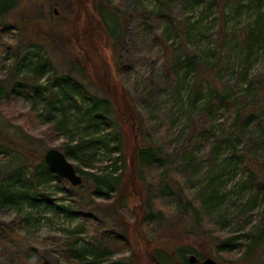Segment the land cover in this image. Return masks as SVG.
I'll list each match as a JSON object with an SVG mask.
<instances>
[{
  "label": "rangeland",
  "instance_id": "obj_1",
  "mask_svg": "<svg viewBox=\"0 0 264 264\" xmlns=\"http://www.w3.org/2000/svg\"><path fill=\"white\" fill-rule=\"evenodd\" d=\"M47 1L53 4L47 9L54 14L51 20L59 27L58 33L48 34L47 46L29 41L30 38L37 42L44 39L41 36L35 38L37 35L32 28L14 27L0 35L3 91L12 93L15 83L30 74L31 67L27 68V64L33 51L48 59L59 76L77 79L78 72L71 70L72 60H75V55L79 56L73 46L75 42L88 61L90 54L95 57V63L87 67L94 80L90 84L94 88L99 87V99L106 96L115 98L123 108L121 120L112 110L108 114L116 124L115 130L104 123L98 129L90 126L88 118L82 115L84 112L74 106L72 99L64 96V90L68 88L57 84L51 87L52 76L47 66L40 81L42 90L36 98V111L32 110L31 98L18 97L13 93L11 95L16 98L0 106V129L4 126L5 132L10 130L15 135L17 127H22L25 133L21 134L26 135L25 138L35 142L42 140L37 147L43 152L51 148L59 149L67 139L73 143L95 140V144L84 149L83 160L69 159L83 181H88L89 190L99 183L95 177L102 176L106 172L105 167L122 156L116 149L115 140L120 131L122 134V129L131 159L135 158L138 145L153 142L164 143L165 150L176 157L179 166L187 156L199 159L197 168L191 167L183 174L186 191L182 196L190 195L197 205H203L207 223L198 226V229L190 219L184 223L183 230L187 233L180 232L178 235L181 228L178 224L173 227L175 216L171 207L166 208L157 202L156 210L168 211L164 216L171 225L168 231L162 228V224L158 228L152 225L146 230L148 234L145 233L140 219L147 186L138 177L136 164L130 166L125 175L116 207L113 205L114 192L109 197H91L84 186H78V190L100 213L104 209L110 208L111 212V208H119L118 215L128 223V234L137 251H144L148 240H152L155 246L169 251L182 247L177 253V262L194 255L200 262L208 257L217 264H264V238L254 253H247L255 238L264 234V195L254 200L253 189L242 184L248 175L252 172L258 175L264 166V114H258L261 124L251 126L241 141H234V144L229 138L227 119V114L232 115V111L226 115L223 110L213 113L212 122L201 137L196 140L192 136L193 120L200 119L202 110L214 95L235 98L249 91L260 96V106L264 108V41L247 45L245 40L246 33L264 27V0H101L97 7L91 0H75L76 7L70 12L78 23L76 31L65 24L70 13L66 12L73 7L71 0H20L19 6L27 10ZM20 13V10L11 9L7 22L12 24L21 17ZM98 14L100 20L97 19ZM51 23L46 20L43 27H50ZM92 24L96 28L90 37L84 38L82 47L79 36ZM7 45H21L22 49L28 50V58L20 63L25 55L15 57L13 51L5 47ZM193 56H196V67L187 75V69L183 67L177 80L169 76L174 60L184 61ZM78 59L81 65L86 66L84 60ZM122 62L128 66L120 72ZM13 72L18 75H13ZM83 80L87 82L85 77ZM51 93L57 101H66L70 115L68 126L57 138L48 137L49 127L43 117L46 97ZM128 102L135 103L137 119L134 124L125 112ZM243 102L247 103V100L243 99ZM59 116V111H54L55 119ZM0 133L4 135V131ZM3 138L8 139L7 136ZM216 145L219 146V154L205 157ZM186 149H190L191 153L186 154ZM232 150L235 153L233 157L230 154ZM241 156L246 159L244 164L239 160ZM32 173L33 168L25 163L23 155L0 147V181L13 185L17 190L30 191L19 201L8 202L0 208V225L12 224L26 243L43 251L56 250L75 238L78 239L75 247L88 246L93 224L90 219L78 214L79 205L82 202L86 204V200L68 190H58L56 180L43 191L50 195L49 198L38 195L33 199L34 188L29 181ZM170 180L175 182L172 178ZM174 184L180 194V185ZM100 185L108 188L105 183ZM210 195L212 198L208 200ZM228 238H234L235 246L228 251H219L218 245ZM130 254L127 249L119 252L116 258L129 257ZM0 256L6 261L10 257L2 247ZM158 258L162 261V254ZM138 259L139 264H155L150 253ZM83 264H88V261Z\"/></svg>",
  "mask_w": 264,
  "mask_h": 264
},
{
  "label": "trees",
  "instance_id": "obj_2",
  "mask_svg": "<svg viewBox=\"0 0 264 264\" xmlns=\"http://www.w3.org/2000/svg\"><path fill=\"white\" fill-rule=\"evenodd\" d=\"M95 1L96 0H91L94 7H97V4L102 3L101 0H98L97 2ZM19 2L20 0L0 1V35L11 31L14 27L32 28L37 35L35 38L41 36L44 39L41 42H37L36 39L33 40L30 38L29 41H32L33 44H42L47 46L46 41L49 37L48 34L54 35L59 32V27L51 20L54 18V14L51 11L48 12L47 10L53 5L52 2L47 1L44 4H37L36 6H31V8L27 10H24V8L22 9L21 6H19ZM71 3L73 7L68 9L66 13L70 11L72 12V10L76 7L75 0H71ZM85 4L89 9L87 2H85ZM11 9L21 11V17L16 18V20L12 23L13 25L10 22H7L6 19L7 16H9V11ZM71 12L67 17L65 24L67 27L72 28V31H76L78 23L76 18H74L75 15ZM99 17L100 16L98 14V20H100ZM46 20H49L50 23L52 21V23L49 25L50 27L44 28L43 26L46 25ZM95 28L96 26L92 24L90 29H86L85 31L83 30L84 34L79 36L80 46L84 47V38H86V36L90 37L91 32ZM104 28L108 34L109 32L107 28ZM245 38L247 45L264 41V27H258L257 31H250L249 33H246ZM73 46L75 47L76 52L79 53V56L75 55V60H72L71 65V70L75 73L78 72L76 75L77 79L68 76H59L56 68H54L48 59H45L40 53L33 51L31 53L30 63L27 64V68L31 67V72L22 78L21 81L15 83V86L11 91L12 93L3 91L2 81L0 80V106H4L6 101H13L16 96H23L24 98L32 99V110L36 111V98L42 90L40 81L42 80L48 66L51 71L50 76H52L51 87L54 84H57L63 88H68V90H64L66 93L64 96L66 99H72L74 101V106L77 107L79 111L84 112L82 115L88 118L90 126L98 129L101 124L104 123L112 130H115L116 124L112 121V118L108 113H112L113 110V112L117 113L118 120H121L120 114L123 113V108L117 104L115 98L106 96L103 99H99L97 97V92L100 91V89H98L99 87L94 88L91 86L94 80L91 73L87 70L90 63H95V57L90 54L91 59L88 61L86 55L75 42ZM5 47L11 49L14 56L17 58H20L21 55H25L20 63H23L28 58L26 55V51L28 50L25 51L22 49L21 45H7ZM78 58H80V60H84L83 63H85L86 66L81 65ZM195 59L196 56L191 58L188 57L184 61H180L178 59L174 60L169 71V76L177 80L183 67H186L187 71L185 74L187 75L192 68L196 67V64L194 63ZM126 66L128 65H124L122 62L119 67V71H124ZM15 73L17 72H13V75ZM83 77H85L87 82L83 80ZM13 93L16 96L11 95ZM54 96H57V93L54 92ZM214 96L202 110L200 119L193 120L194 129H192V136H194L196 140L201 137L202 133L205 132V129H208V125L212 122L213 113L220 110H223L225 115L228 111L233 112L232 115L227 114L230 128L229 138L231 143L234 141L240 142L244 137V134L249 132L251 126H258L261 124L259 120L260 115L258 114H264V108L260 106L261 99L258 94L253 95L248 91V93L242 97L230 98L223 95ZM243 99H246L247 103H244ZM46 101V107L44 108L46 113L43 117L45 123L49 127L47 135L49 138H57L60 134H62L63 128L68 126L67 122H69L70 116L67 107L68 104L63 100L57 101V99L53 97L52 93L51 96L46 97ZM134 104L132 102H128L127 110H125V112L127 111L126 113L128 114V117L130 116L132 123L137 119ZM54 111H59L60 116L58 119H55ZM30 114L33 115L32 112ZM37 117H39V115H37ZM1 126H3V124H1ZM3 128L4 129H0L1 132L4 131V135L0 133V147L10 148L17 151L23 155L25 163L33 168V173L29 181L32 183L34 188V191H32L34 197H32V195H30V197L35 199L38 195H42L45 198H49L50 195L43 191L46 188H50V186H52L50 183H52L53 180H56L58 184L55 186H57L56 188L58 190H68L75 195H79L81 200H86V204H83L82 202L79 205L80 211L78 214L90 219L93 224V228L90 230L92 236L88 241V246L84 245L82 247H75L77 244L76 241L78 240L75 238L72 242L69 241L67 245H62L56 250L43 251L37 246L29 245L28 242L26 243L25 239L20 236L21 234H19L16 227L11 226L12 224L5 227L0 225V248L2 247L10 255L7 261L0 259V264H83L85 261H88V264H139L138 258L146 257L147 253H153L159 264H192L190 263L189 258L183 260L182 262L176 261L177 253L182 247H178L176 251H169L166 248L155 246L152 240H148L144 251H137L133 247L134 244L131 236L128 234V223L126 221H122L120 219L121 217L118 215L119 208H111V212L109 211L110 208L109 210L104 209L105 211L100 213V211L92 206L91 202L87 200L86 195L79 192L78 187H73L67 180L59 178L46 164L44 160L45 152L40 149L38 150L37 147L38 142H40V144L42 143L41 139H38V141L35 142L25 138L24 136L26 135L21 134L25 132L20 126L17 127L18 132L15 133V135H12L13 132L10 130L5 132V127L3 126ZM117 132L119 131L117 130ZM123 132L124 130L122 129V134L120 131V133L116 135L117 139H115L117 141L116 149L121 152L122 156L116 157L110 165H107L105 167L106 172L102 176L95 177L96 182L99 183L95 185L93 190L88 189V181H83L81 187L84 186L88 189V195L91 197H109L110 193L114 192L115 203L113 205L116 207V201H119V198L117 199V195L121 190L125 175L127 174L130 166L136 164L138 177L143 185L147 186V192L143 203V214L140 219L141 225L146 234H148L146 230H148L152 225H154L155 228H158V225L162 224V228H165L166 231L169 230L171 225V222H169L168 219H165L164 216L165 213H168V211L165 209L156 210V202L162 204V206L166 208L171 207L172 213L175 216V222H172L175 223L173 227H177L178 224L181 228L180 231H178V235L180 232L187 233L186 230H183L185 227L184 223H187L190 219L193 220L196 227L206 224L207 220L203 211V205H197L194 198L190 195L185 197L182 196V194L184 195V192L186 191L184 183L182 182L184 179L183 174H186L188 169L191 167L197 168L199 165V159L186 155L188 158L182 162L181 166H179L176 164V157L165 150L164 143L158 144L153 141V143L150 144L138 145L135 150L136 156L131 159L126 149L127 142L123 136ZM4 136H7L8 139L3 138ZM100 141L101 140H99V142ZM95 143V140L87 143L86 141H84V143L82 141L73 143L71 139H67L63 144H61L59 150L62 151L68 159L77 158L79 160H83V157L85 156L84 149ZM219 150V146L216 145V147L214 146L210 149V151H208L205 157L209 155L212 157L217 156L219 154ZM187 153H191L190 149H186V154ZM230 154L232 157L235 156L234 150H232ZM239 160H241L244 164L246 159L241 156ZM170 178L174 179L177 185H180V189L182 191L180 194L176 191L175 182L171 181ZM101 183H105L108 188L104 189L100 185ZM242 184L243 186H249L253 189L252 197L254 200H257L259 195H264V166L258 175L255 172H252L247 176ZM18 192L22 194V196ZM27 194L29 195L30 191L27 193L23 190H17L13 185H5L0 181V208L5 206L8 202L19 201L22 197H26ZM210 198H212V195L208 197V200H210ZM172 207L175 210H173ZM60 210L64 211L62 208ZM110 214H112L113 219L110 218ZM19 221L22 220L19 219ZM16 223L17 221L14 222V224ZM263 238L264 234L255 238L253 244L247 250V253H254V251L260 246ZM234 246V238H228L221 242L217 248L219 251H228ZM127 249L131 252L129 257L116 258L119 252H123ZM161 254L162 261L158 258Z\"/></svg>",
  "mask_w": 264,
  "mask_h": 264
},
{
  "label": "water",
  "instance_id": "obj_3",
  "mask_svg": "<svg viewBox=\"0 0 264 264\" xmlns=\"http://www.w3.org/2000/svg\"><path fill=\"white\" fill-rule=\"evenodd\" d=\"M44 160L46 164L54 171V173L61 179L67 180L72 186L77 187L82 185L83 178L79 175L75 166L69 161L66 155L56 148L48 149L45 152ZM155 264H159L155 255L150 253ZM198 258L194 255L190 256V263H196ZM202 264H217L212 258H206ZM256 264V263H250Z\"/></svg>",
  "mask_w": 264,
  "mask_h": 264
}]
</instances>
